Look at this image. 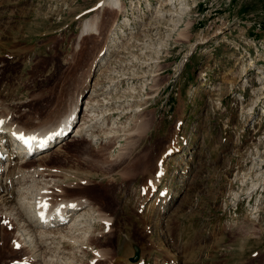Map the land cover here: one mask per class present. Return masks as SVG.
Wrapping results in <instances>:
<instances>
[{"label":"rangeland","instance_id":"obj_1","mask_svg":"<svg viewBox=\"0 0 264 264\" xmlns=\"http://www.w3.org/2000/svg\"><path fill=\"white\" fill-rule=\"evenodd\" d=\"M109 1L0 0V113L76 116L20 163L55 169L51 195L89 197L111 219L89 247L14 242L31 183L18 177L0 194L14 200L0 205V264L139 263L136 245L145 264H264V0ZM87 20L98 32L80 37Z\"/></svg>","mask_w":264,"mask_h":264},{"label":"bare ground","instance_id":"obj_2","mask_svg":"<svg viewBox=\"0 0 264 264\" xmlns=\"http://www.w3.org/2000/svg\"><path fill=\"white\" fill-rule=\"evenodd\" d=\"M109 4H112L117 8L122 7L121 0H110ZM97 32H98L97 22L92 21V20H87L84 24V28L81 32L80 37H82L84 35H89V34H97ZM118 39H120V38H118ZM118 43H116V41H115L114 44H118ZM118 47H116V48H118ZM0 107H1V105H0ZM85 108H86V110L93 108V106H90V100L89 99L87 102V106ZM0 111H5V109L2 108V110H0ZM72 111H73V113H72ZM72 111H71V113H68L67 115H65L62 120H59L55 123H52L49 126H46V125L33 126L31 124H27V125L21 124L19 126V123H14L13 121H10L8 119L9 117H8L7 112L3 113V114L0 113V119H3L5 121V123L3 125H0V147L2 148V150L5 151L4 156L0 157V176L1 175L2 176L7 175L8 179H9L8 183L10 184V185L6 184V186H5L2 183H0V194L5 192V191H8L6 195L10 194V188H12L14 186L13 183L15 182V180L18 177L19 178L25 177V179H27L26 178L27 176L31 177V179H30L31 183L28 184L26 187L24 186L23 187L24 189L21 190L23 192L28 193V196H26V199L28 198V201L25 200V197L23 196L24 194H22V196L20 197V201H21V205H22V207H24L23 209L26 211V213L21 214L18 212L19 226H21V224H22L21 228H23V231L20 234L19 238H14V240H15L14 242H16V240H17L18 242H22V244H23L24 242H26L27 239H29L30 245H32L33 248L39 247V246L41 247L42 245H45L46 242L49 240H50V242H54V244H57V246H59L61 243L64 244V242H65V245H69L71 248L80 247L81 244L82 245L86 244L89 247V246H91L92 234H90L88 237H86V236L89 234L91 227L94 226L95 221L99 222V223H97L98 225H104L105 226V225H107V224H105V221L111 220L106 214H103L99 210V208L101 209V207L98 208L95 206V201H93L94 204L92 205V203H91L92 200L89 197H83V196L65 197V195H64V197H60V198L56 199L54 197L53 192L51 195L50 194L51 193L50 188H46V187L48 185H51L54 180L53 179H51V181L46 180V176H48L52 171L58 172L55 169L54 170L44 169L41 165H38V166L36 165V167H34L32 170L27 171V170H24V168H26V166L23 163H20V160H22V161L27 160L25 158L24 154L26 153V151L28 149L26 148V146L21 144L20 140H15L13 138V133L14 132L15 133H20V132H23V133H27V132L39 133L41 137L50 135L53 132L59 133V131L68 128L69 126H71V124H73L75 122V117H76V116L74 117L75 110H72ZM105 112H107V111H105ZM91 115H96V114L93 113ZM97 115H101L105 119H107L106 117L108 116V115L104 116V113L103 114L99 113ZM95 117L96 116H94L92 119H94ZM90 126H91L90 124L89 125L81 124L77 128V134L80 136H82L86 133H90V135L93 134L94 131L92 130V128ZM109 132L110 131H108L107 133H109ZM130 133H131L130 131L127 132V134H130ZM93 136H97V135L94 134ZM10 139L13 142H15L16 144H20L19 147L16 149L13 147L9 148V143H7V142ZM53 139L48 140V141H52ZM3 140L7 143L8 147L3 146V143H2ZM55 141H57V139H55ZM44 153H46V151L41 150L38 153H35L34 155H41V154L43 155ZM166 153L168 154L167 150H166ZM167 154H164V157ZM34 155H32L31 157H33ZM6 158L8 159V161H10L8 167H5L2 165L4 163L3 161ZM43 158H45V157H43ZM161 162H162V160H161ZM40 164H41V162H40ZM158 165H160V164H158ZM160 167L161 166H158V168H160ZM162 168L163 167H161V169L159 171H157L156 173H158L160 175L163 172ZM145 170H146V175H147V174L151 173L152 169L149 168V169H145ZM47 172H49V173H47ZM46 174H48V175H46ZM52 175H54V174H52ZM148 176H151V174ZM154 178H155V176L148 178V179H150L148 186L149 185L151 187L155 186L158 179L156 178L154 180ZM17 181H19V180H17ZM148 186H146L145 188H148ZM255 186H257V185L254 184V187ZM58 188H61L60 189L61 191L63 190L62 185H59ZM251 189H255V188H251ZM11 197L12 196H6L0 205H2V206H7V204L11 205L14 202L13 198H11ZM108 201L111 202L109 199H108ZM44 202H47L46 207H42ZM71 205H75V207H72ZM110 206H112V204ZM162 207H164V206H162ZM82 209H84V210H82ZM41 213H43V216L41 215ZM53 228H54V230H53ZM52 233H55V234L52 236L51 235ZM22 236L24 237L23 240L20 239V237H22ZM22 244H21V246H22L21 248L24 249L25 246H23ZM137 248L140 249V247L136 245L134 247V249H137ZM4 249H5L4 242L0 241V256H2L3 253H5ZM94 250H96V249L94 248ZM82 252H84V251H82ZM134 253H135V251H134ZM98 257L99 256H96L97 260L99 259V261H100L102 258L101 257L98 258ZM15 259H17V258H15ZM15 259L13 260V263H15ZM29 260L30 259H27V261L24 260V264H31V261H29ZM40 260L41 259H37L35 261L36 264H41ZM129 260L131 262H133L131 260V256H130ZM142 260L139 263L138 262L137 263H130L128 261H126L124 263L125 264H144L145 262H144V260L143 261ZM174 260L172 262L175 263ZM68 264H72V261H69Z\"/></svg>","mask_w":264,"mask_h":264},{"label":"snow or ice","instance_id":"obj_3","mask_svg":"<svg viewBox=\"0 0 264 264\" xmlns=\"http://www.w3.org/2000/svg\"><path fill=\"white\" fill-rule=\"evenodd\" d=\"M5 123V121L3 119H0V125H3ZM14 136L17 137V139H19L20 141H22L25 145H27L29 148L32 147V143L33 141H38L41 143V146H43L44 144L47 143L48 140L53 139L56 135H59V133L53 132L50 135L41 137L39 133H33V134H25L23 132H20L18 135L17 133H13ZM86 183V182H85ZM47 206V202H44V204L42 205V207H46ZM72 207H75V205H71ZM41 215L43 216V213H41ZM5 224L8 223V221H4ZM110 223L109 221H105V224ZM15 246L17 248H20L21 245L19 243H16ZM97 256H99L100 254L97 252L96 253ZM93 264H95V261L93 262Z\"/></svg>","mask_w":264,"mask_h":264},{"label":"water","instance_id":"obj_4","mask_svg":"<svg viewBox=\"0 0 264 264\" xmlns=\"http://www.w3.org/2000/svg\"><path fill=\"white\" fill-rule=\"evenodd\" d=\"M140 258V250L137 248L135 255L133 257H131L132 261H137Z\"/></svg>","mask_w":264,"mask_h":264}]
</instances>
